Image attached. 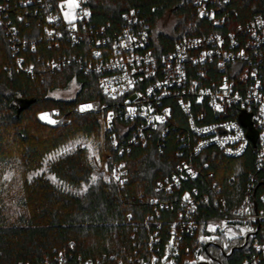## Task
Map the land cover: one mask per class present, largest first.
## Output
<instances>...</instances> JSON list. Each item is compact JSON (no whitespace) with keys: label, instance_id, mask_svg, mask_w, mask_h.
<instances>
[{"label":"trees","instance_id":"obj_1","mask_svg":"<svg viewBox=\"0 0 264 264\" xmlns=\"http://www.w3.org/2000/svg\"><path fill=\"white\" fill-rule=\"evenodd\" d=\"M7 1L11 6L7 10L8 18L16 25L17 34L38 37L41 26L37 16L26 13L20 0ZM86 4L95 26L109 24L114 30L120 26L122 15L134 9L148 23L150 39L160 54L170 50L178 38L209 28V23L197 16L193 0H86ZM226 9L230 17L228 28H234L254 14L264 16V0H229ZM167 12L174 17L173 34L155 28ZM17 13L23 18H17ZM8 43V36L0 27V174L16 169L22 171L23 177L15 197L18 211L13 218L4 212L2 184L6 183L5 179L0 181V264H116L117 260L128 264L129 259L147 251L144 220L152 213L151 220L162 222V232L166 234L167 223L175 213L179 191L164 194L155 192L154 188L187 155L183 146V141L189 139L185 115L175 106V120L162 140L154 134L145 146L130 145L129 149L125 146L122 154L113 151L105 139V149L111 153L106 159L108 168L112 160L121 159L128 169L121 188L110 178L90 182L94 167L82 147H75L48 164V171L59 183L44 174L28 179L24 174L37 170L46 154L77 137L94 142L96 147L100 145L101 115L80 114L73 108L79 101H104L105 97L97 86L95 74L83 73L76 61L59 70H50L45 65L47 60L63 54L84 56L82 43L71 46L62 42L59 47H48L43 40L34 51L26 49L22 55L26 63H33L32 74L17 69ZM72 81L77 82L78 88L71 98L51 96L56 90L66 89ZM47 108L57 110L54 116L66 122L44 121L39 113ZM204 152L207 168L185 186L204 189L206 184L216 181L230 204L234 196L242 194L246 173L254 169L253 152L247 149L235 158L212 149ZM231 176H236L239 184L230 185ZM82 184L87 186L79 191ZM258 186L259 190L264 183ZM153 196L169 204L168 208L160 209L159 216H155L153 206L148 203ZM198 209L195 217L200 224L207 218L218 217L211 202ZM198 235L185 238L190 251L182 253L176 264H241L250 253L249 243L246 245L242 240L230 241L223 248L221 238L208 244L198 240ZM199 254L211 261H197Z\"/></svg>","mask_w":264,"mask_h":264},{"label":"built area","instance_id":"obj_2","mask_svg":"<svg viewBox=\"0 0 264 264\" xmlns=\"http://www.w3.org/2000/svg\"><path fill=\"white\" fill-rule=\"evenodd\" d=\"M65 1L20 0L26 13L37 16L41 33L36 38L17 34L16 25L8 18L10 3L0 1V27L8 36L19 71L34 72L33 63H26L22 52L28 48L34 51L39 41L44 40L48 47L82 43L84 56L63 54L45 65L59 70L76 61L83 73L95 74L104 101H79L73 111L100 114L104 141L107 139L118 154L125 146H145L154 134L162 140L175 120V106L187 121L189 139L183 141L187 155L154 188L164 194L179 191L173 218L167 223L166 234L162 222L151 220L152 213L144 220L147 251L129 259L128 264H176L182 253L190 251L185 238L195 233L202 241L213 234L215 239L249 243L250 253L241 264H264V186L258 190L264 183V16L254 14L245 23L228 28L229 0H193L197 16L207 21L209 28L178 38L170 50L160 54L150 39L148 23L134 9L122 15L114 30L109 24L94 25L86 0H76V18L70 23L64 16L69 11ZM17 18L23 15L17 13ZM86 105L92 107L81 111ZM157 116L162 121L155 119ZM55 121L60 122L61 117ZM207 149L232 158L247 149L253 152L254 169L246 173L242 194L234 196L230 204L216 181L204 189L185 186L207 168ZM107 170L113 184L121 188L128 173L125 161L112 160ZM228 183L239 184L236 176ZM210 202L218 217L198 223V208ZM148 203L155 216L169 207L158 196ZM116 264L123 263L117 260Z\"/></svg>","mask_w":264,"mask_h":264},{"label":"rangeland","instance_id":"obj_3","mask_svg":"<svg viewBox=\"0 0 264 264\" xmlns=\"http://www.w3.org/2000/svg\"><path fill=\"white\" fill-rule=\"evenodd\" d=\"M67 4V0L65 1ZM174 22V17L171 15V13L167 12L164 14L162 18H160L155 26L157 31H163L165 33H170L173 34L174 32L172 31V25ZM78 84L76 81H72L71 84L66 87L64 90H56L51 93V96L56 97V98H71L75 90H77ZM53 110L52 109H44L40 111L39 116L42 117L44 114H47L48 119H43L44 121L49 123V119L51 120H56V117L54 114L52 115ZM66 120L62 118L59 124L65 123ZM52 124V123H51ZM100 145L96 147L94 142H90L89 140L77 137L67 144L61 146L60 148H57L48 154H46L43 159H42V164L41 166L35 170L28 172L24 174L28 179H31L33 176L37 174H44L46 177H48L51 181L55 183H59L57 178L48 171V164L54 160H50L49 157L53 156L54 154H63L69 150H73L75 147H82L86 150L89 158L92 160L93 163V172L90 177V182H93V177L95 179L97 178H103L105 180L109 179V174L107 167L108 165L106 164V159L108 158L107 156V151L105 149V141L102 135V131H100ZM67 150V151H66ZM57 155V156H59ZM23 174L22 171H16V169H13L12 171L8 173H2L0 174V181L2 179H5L6 184L3 185L4 193H3V202H4V212L9 216V217H14L17 214V206L15 205V197L19 193V185L21 183ZM9 181V182H8ZM86 184H82L81 187L79 188V191H83L86 188ZM6 192V193H5ZM212 241L215 242V238L212 234V236L204 238V242ZM221 246L223 248H227V246L230 244V241H227L223 238H221ZM213 251V248L210 246V252ZM197 261H203V262H210L211 260L207 256L203 255H198L195 258Z\"/></svg>","mask_w":264,"mask_h":264},{"label":"snow or ice","instance_id":"obj_4","mask_svg":"<svg viewBox=\"0 0 264 264\" xmlns=\"http://www.w3.org/2000/svg\"><path fill=\"white\" fill-rule=\"evenodd\" d=\"M67 2L69 5V11L65 12L64 16H65V19L69 20V22L71 23L76 18L74 10L76 7H78V4H77L76 0H67ZM97 55H99V53H97ZM91 107H92L91 105L82 106L81 111H84L86 109H90ZM41 118L42 119H48L47 114H44ZM155 119L162 121V117H159V116L155 117ZM49 123H56V121L49 119ZM57 155H59V154H54L53 156L49 157V159L50 160L56 159ZM117 179H118V177H117ZM93 182H95V177H93ZM185 199H188V197L186 196Z\"/></svg>","mask_w":264,"mask_h":264},{"label":"water","instance_id":"obj_5","mask_svg":"<svg viewBox=\"0 0 264 264\" xmlns=\"http://www.w3.org/2000/svg\"><path fill=\"white\" fill-rule=\"evenodd\" d=\"M209 244V243H208Z\"/></svg>","mask_w":264,"mask_h":264}]
</instances>
